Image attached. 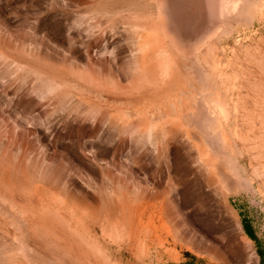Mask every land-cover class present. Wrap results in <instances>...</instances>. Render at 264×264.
I'll return each instance as SVG.
<instances>
[{
	"label": "rangeland",
	"instance_id": "374dc122",
	"mask_svg": "<svg viewBox=\"0 0 264 264\" xmlns=\"http://www.w3.org/2000/svg\"><path fill=\"white\" fill-rule=\"evenodd\" d=\"M0 264H264V0H0Z\"/></svg>",
	"mask_w": 264,
	"mask_h": 264
}]
</instances>
